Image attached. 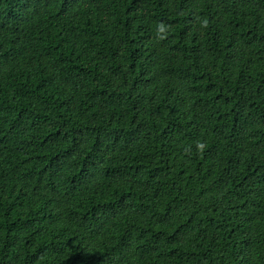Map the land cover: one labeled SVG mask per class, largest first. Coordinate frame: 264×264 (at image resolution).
<instances>
[{
  "label": "trees",
  "instance_id": "trees-1",
  "mask_svg": "<svg viewBox=\"0 0 264 264\" xmlns=\"http://www.w3.org/2000/svg\"><path fill=\"white\" fill-rule=\"evenodd\" d=\"M0 264H264V0H0Z\"/></svg>",
  "mask_w": 264,
  "mask_h": 264
},
{
  "label": "clouds",
  "instance_id": "clouds-1",
  "mask_svg": "<svg viewBox=\"0 0 264 264\" xmlns=\"http://www.w3.org/2000/svg\"><path fill=\"white\" fill-rule=\"evenodd\" d=\"M208 25H209V21L207 19H203L201 21V27L202 28H207ZM167 29H168V26L165 25L163 22L158 23L156 26V37H157V39H159V40L165 39L167 36ZM206 146H207L206 143H203V142L197 143V148L201 152L206 148Z\"/></svg>",
  "mask_w": 264,
  "mask_h": 264
}]
</instances>
